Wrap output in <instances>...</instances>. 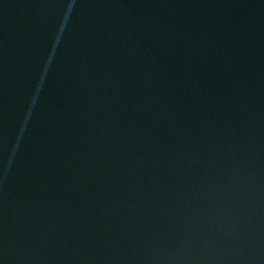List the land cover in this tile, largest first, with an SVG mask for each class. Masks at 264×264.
<instances>
[{
    "label": "water",
    "instance_id": "95a60500",
    "mask_svg": "<svg viewBox=\"0 0 264 264\" xmlns=\"http://www.w3.org/2000/svg\"><path fill=\"white\" fill-rule=\"evenodd\" d=\"M0 264H264V0H0Z\"/></svg>",
    "mask_w": 264,
    "mask_h": 264
}]
</instances>
